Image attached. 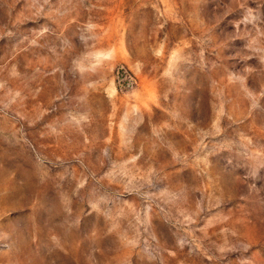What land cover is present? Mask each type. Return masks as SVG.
<instances>
[{
    "label": "rangeland",
    "instance_id": "374dc122",
    "mask_svg": "<svg viewBox=\"0 0 264 264\" xmlns=\"http://www.w3.org/2000/svg\"><path fill=\"white\" fill-rule=\"evenodd\" d=\"M0 264H264V0H0Z\"/></svg>",
    "mask_w": 264,
    "mask_h": 264
}]
</instances>
